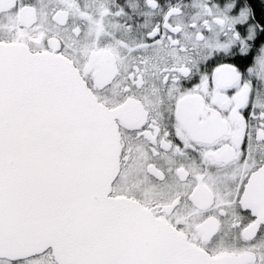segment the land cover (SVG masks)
Listing matches in <instances>:
<instances>
[{
	"label": "snow or ice",
	"instance_id": "snow-or-ice-1",
	"mask_svg": "<svg viewBox=\"0 0 264 264\" xmlns=\"http://www.w3.org/2000/svg\"><path fill=\"white\" fill-rule=\"evenodd\" d=\"M0 264H264V0H0Z\"/></svg>",
	"mask_w": 264,
	"mask_h": 264
}]
</instances>
